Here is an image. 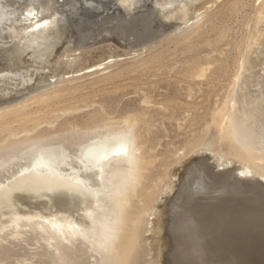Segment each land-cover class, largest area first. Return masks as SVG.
Instances as JSON below:
<instances>
[{
	"label": "bare ground",
	"instance_id": "obj_1",
	"mask_svg": "<svg viewBox=\"0 0 264 264\" xmlns=\"http://www.w3.org/2000/svg\"><path fill=\"white\" fill-rule=\"evenodd\" d=\"M16 1L18 0H0V48L14 46V50L19 52L10 63L11 67L15 63L14 60L21 59L22 61H20L24 64H32V67H36L34 71L36 75H39V65H51L54 62L53 65L47 66L52 69V72L43 74V76L40 74L34 83L35 80L32 78L26 80V76L22 74L20 80L17 78L19 80L17 86L21 87L15 88L16 93H12L20 96L26 93V88H28V93L31 94L30 102H27L26 97L23 98L27 103L39 106L60 95H69L81 90L86 82L89 84L91 81H99L107 76L119 75L120 72H126L131 67L135 68V65H143L156 60V58L160 60L159 57H162L163 52L160 51L163 48L158 51L159 53L156 54L155 51L154 55L149 56L151 55L149 54L142 60H138L139 58L135 60L133 57L131 63L121 64V67H117L118 69L111 70V72L109 71L111 68L119 66L120 62L127 60V58L120 59L127 54L110 56L108 53H111V50L108 47L89 58L91 53L85 48L94 47V44L100 46L101 43H112L108 41H113L120 47H129L124 44L127 41L120 29L115 30L118 25L111 23L110 27V24H106L110 22L106 21L109 20L108 18L101 19V21L100 18H97L99 21H95L92 17L94 21L90 20L91 23H88L92 26L91 32L85 39L83 38L82 42L79 40L80 43H73L70 38L68 44L62 45L63 50L62 48L54 50L53 47L56 44L51 41L54 39L53 36H58L59 27L57 25L62 17L63 19L67 17L70 23L73 21L71 15L76 11V0H41L39 3L29 0L20 6ZM81 1L83 6L86 5L84 4L85 0ZM95 1L100 3L99 7L102 5L101 8L110 10L118 4L122 9H125L124 11L128 10L127 16H132V8L135 4V0ZM200 1L202 0H152V8H147L148 16L161 15L160 17L163 16V19L160 20L165 22L163 27H155L156 33H160L155 37L164 38L173 34L172 36L180 44L184 39L200 34L198 28L202 25L200 16L203 14L200 13L201 11L203 13L210 11L211 14L213 6L218 3L223 5L222 3L225 4L228 1L225 9L232 16H236L242 13L247 4L246 2L245 4L241 3V0ZM180 2H185V4L188 2L189 7L184 13H181V9L175 6L178 3L180 5ZM251 2L255 3L256 0ZM99 7L94 9H99ZM89 8L91 10V7ZM84 9L86 10L85 6ZM84 9L81 10L85 11ZM179 12L182 16L177 15ZM94 13L98 17L101 16L96 11ZM111 15L110 17H112ZM245 15H240V20H237L242 23H237L239 26H245L243 27L245 28L244 33H240V39L236 28L228 26L234 35L236 33L239 35L231 40L233 41L232 46H235L237 51L236 57L232 58V61L234 60L233 70L231 68L228 75L226 74V84L219 89L222 92L220 100H215L214 104L217 105L215 112L210 116L201 138L192 144L188 152L193 153L197 149L205 151L204 153L209 152V156L201 153L203 156L197 157L198 159L193 158L194 161L191 162H208V165H212L213 169H211L214 170L211 172H215L217 176L233 177L235 175L236 183H245L246 180L247 183L250 181L249 185L256 184L264 189V0H260L254 7L251 18L246 19ZM83 19L80 20L82 21L80 24L84 22ZM211 19L214 18L211 17ZM78 20L75 21L78 22ZM212 21L209 20V22ZM126 25L125 23L122 26ZM210 26V30H212L214 26ZM205 27L207 30V25ZM215 27L217 26L215 25ZM77 28L75 32L79 34L88 27ZM210 30H207V33ZM202 31L201 33L204 34ZM228 34L223 31L217 39L225 40ZM163 35L165 36L163 37ZM217 39L215 43L219 44ZM210 41L214 42L210 39L208 43ZM189 43L191 44V42ZM210 46L208 45V47ZM48 47L51 50L46 52ZM35 49L37 54L31 52ZM52 54H54L52 59L47 57ZM131 54L134 56V53ZM140 54L142 55V53L138 55L140 56ZM84 57L88 59L87 63L84 62L86 60ZM214 63L218 64L219 70L220 61L201 62V58L200 63L194 61L189 71V77L205 78L209 67ZM16 74L15 77H17ZM7 75H12V73H7ZM14 79L16 80V78ZM80 80L83 81L79 82ZM27 84L29 86L25 87ZM191 86L187 87L186 96H190ZM14 87L10 89H14ZM27 103L17 104L18 106L14 108L2 109L0 107V119L8 114L19 115L16 110L24 109L28 105ZM12 104L14 105V102ZM84 107L86 108L88 105H84ZM81 109L82 107L75 105L58 109L63 117L61 120H59L60 116L50 119L44 114L38 119H21L17 121L16 129L9 130L0 139V264H158L155 256L159 257L162 253L159 251V242L155 243V238L151 240L146 233L160 226H157L158 224L150 216L154 217L155 215L152 209L157 207L158 199L167 195V191L173 183L172 180H168L169 177L174 176L171 174L172 172L164 173L165 176L162 179L153 180L150 187L145 185L141 195L145 199V204L141 209L134 214L127 213L126 217H123L122 214L125 210L123 204H128L130 196H134L135 186L144 170L142 168L143 158L139 152L141 136L138 126L141 124L145 133L150 131L149 120L144 118L146 113L130 111L129 108L120 111L116 118H111L99 110H92L85 115L67 116L77 113ZM42 124H45V127L39 129ZM205 167H203L204 170ZM194 168L193 170L197 169L201 172L198 167ZM190 172L193 173V171ZM188 175H185L184 182L186 179L188 180ZM197 182L202 184L200 180ZM135 201L137 202V200ZM232 206L235 208L234 204ZM237 206L239 207V205ZM247 206H252V204ZM242 208L240 211L243 210L242 212L245 213L249 207L245 211ZM234 210L231 211L235 213ZM237 211L239 212L238 209L236 213ZM124 224L127 226V230L119 239L117 236L121 235L120 228Z\"/></svg>",
	"mask_w": 264,
	"mask_h": 264
},
{
	"label": "rangeland",
	"instance_id": "obj_2",
	"mask_svg": "<svg viewBox=\"0 0 264 264\" xmlns=\"http://www.w3.org/2000/svg\"><path fill=\"white\" fill-rule=\"evenodd\" d=\"M85 1L84 4L87 5H84L86 7V10L82 5L83 2L80 0L81 5L79 6L83 7H79V9H84L85 11L81 10L82 14L77 18L71 17L73 20L71 21V19H69L71 23L67 20V17L63 19V17L60 15L62 19L57 25V27H59V30L57 32L58 36H53L54 39L53 41H51L53 44H56V46L53 47L54 50L61 49L62 45L68 44V42H70V38H72L73 43H76L79 40H81L80 42H82L83 38L85 39L86 36H88V34H90L91 32L90 28L92 26L88 24L91 23L90 20L97 21L100 18L99 20L101 21V19L104 20V18H108L109 20L106 21L110 22L106 24H110V27L112 26V24L118 25L115 30H117L118 28L120 29V32H122V34L124 35L123 37L127 41L126 43L124 42V44H127V46H129L130 48L120 47L115 42L108 41L112 43H101L100 46H98V44H94V47L91 46L93 49L91 47H88L85 48V50L88 49L87 51L91 53L89 58L98 53L100 50L103 51L104 48L108 47L111 50V53H108L110 56H121V54L123 55L124 53L127 54L126 56H122L120 58H127V60H125L124 62H120L119 66L117 65L116 67L111 68L109 71H115L123 64L131 63L133 57H135V60L138 58V60H142V58L145 59L146 56L148 57L149 54H151L149 56L154 55L155 51L157 54L159 53L158 51H160L162 48L163 50L165 49V52L163 50L160 52L166 54H162V57H159L160 60L156 58V60L153 59L154 61L148 62L149 64L145 63L143 65H135V68L131 67L126 72H120L119 75L117 74L115 76H107L108 78L106 77L105 79L94 82L91 81L89 84L88 82H86L82 86L81 90L69 95H60L59 97L52 99L51 101H45L38 106L36 104L27 103L30 102L31 99V94L28 93V88H26L27 92L23 93L24 97L22 94L20 95L21 99L19 95L15 94V90L21 87L17 86V84L22 75L26 76V80L32 78L33 80H35L33 81V83L36 82L40 74L41 76H43V74L46 75L47 73L52 72V69L47 66L53 65L54 62H52L51 65H39V75H36L34 71L36 67H32V64H24L23 62H21V59L14 60V67H11L10 63L13 61L14 56L19 53L14 50V46H8L3 49L0 48V100L3 101H0L2 103H0V107L2 109H6L14 108L23 103L28 104L24 109L19 111L16 110L19 115L8 114L0 119V139L4 137L9 130L16 129L17 121L24 118L38 119L41 117V115L44 114L45 117H48L50 119H55L57 116H60L59 120H61L63 117L61 116L62 114L58 112V109H64L69 105L82 107V109L77 113H73L72 115L67 116H78L79 114L85 115V113H88L92 110H99L101 113L108 114L111 118H116V116H119L118 113L120 111L129 108L130 111L134 110V112L146 113L144 118L149 120V123L151 125L150 131L148 133H145L141 124L140 126H138V130L141 136L139 139V152L141 153V156L143 158L142 168H144V170L142 171L141 177L139 178L138 183L135 186L134 196H130L128 204H123L125 210H123L122 214L123 217H126L127 213L134 214L139 209H141V207H143L145 204V199L141 196L143 194V190L145 189V185L150 187L154 182L153 180L162 179L168 171L170 173L172 172L171 174L174 176L168 178V180H172L173 182L170 189L167 191L168 196L166 195L164 198L161 197L162 199H158V204H156L157 207L155 206L152 209L155 215L153 214L154 217L150 216V218H153V220H155V222L158 224L157 226H160L155 229L153 228L151 232L148 231V233H146V235L150 237L151 240L155 238V243L159 242V251H161L162 253L160 254L161 256L159 255V257L155 256L157 263L264 264V189L256 184V186L254 184L249 185L250 181L247 183L246 180L245 183H236L237 178L235 175H233V177L227 175L222 177L217 176L215 172H211L213 168L212 165H208V162H191L194 161V159H196L197 157L200 158L201 156H203V154L201 153H204L205 151H199L197 149L193 153L188 152L192 144L201 138L203 130L209 123L208 121L210 119V116L213 114V112H215V108L217 105H215L214 102L215 100H220L222 92L219 91V89L226 84L225 78H227V73L231 71V68L233 70L234 60L232 61V58L236 57L237 51L235 46H232L233 41L231 40L234 37H238L240 33H244L245 29L243 28L245 27L243 25H240V28L239 24L242 23L238 22L237 20H240V15L245 14H247L245 15V17L247 16L246 19L251 18L254 7L257 6L260 0H256L257 3L251 2L252 0H241V3L245 4L246 2L247 4L246 7L242 10V13L236 16H232L230 12L225 9L226 3L228 1L221 0L222 2L226 1L225 4L222 3L224 6L220 5L221 3H218V8L222 6L221 9L217 8L218 5L213 6V8L211 9V14L210 11L208 12L209 16L206 12H200L203 14L200 16V19H202V25H200V28H198V30H200V34L191 36V40V37L189 39H184L180 42V44L179 41L177 42V40H175V37L172 36L173 34L167 37H164L165 35H163L164 38L155 37L156 34L160 35V33H156L157 31L155 27H163L165 22L161 21L163 19V16L160 17L161 15L157 16L154 14L152 17L150 15L148 16L147 8H152V0H135V4L132 8V16H127L128 10L124 11L125 9H122L120 6H118V4H116V7H114V5V8H111L110 10L101 8L102 5H100L101 7H99L98 4L100 3H97V1L95 0H91L92 3L89 0V4L87 3V0ZM178 4L175 6L181 9V13H184V11L188 9L187 7H189L188 2L187 4H185V2H182L180 5ZM183 4L184 6H182ZM93 5L96 6L94 7ZM92 6L94 8H97L98 6L99 9H94ZM89 7H91V10ZM92 9H94L97 14L101 16L98 17L96 13H94V10L92 12ZM58 10L61 9L58 8ZM213 10L214 12H212ZM83 13L87 14L84 15ZM83 15L85 18L83 17ZM110 15L112 17H110ZM177 15L182 16L180 12L177 13ZM92 17H94V20H92ZM203 17L206 18V21ZM211 17L215 19V22L214 19H211ZM81 18H84V22L80 24V22H82L80 21L82 20ZM207 18L209 19L207 20ZM63 20L65 21L63 22ZM75 20H78V22ZM125 20L126 22H124ZM209 20H213L212 22L214 23L212 24V22H209ZM66 22L67 24H65ZM125 23L127 25L125 27L122 26ZM209 24L212 25V27H215L216 25L219 29L217 27H213V29L211 28L212 30H210L211 26ZM206 25L208 27L207 30H210L208 31V33L205 27ZM230 25L231 28H236V31L237 33L239 32V35L236 33L235 36L234 33L229 30ZM77 27L88 28H86L81 33L79 32V35L75 32L78 29ZM222 28L224 29L222 30ZM201 30L204 31V34L201 33ZM213 30H216V32H214ZM219 30L220 32H218ZM223 31L226 32V34H228L229 32H231L232 34L229 33L228 37H226L225 40L217 39L220 33ZM59 36L61 37L59 38ZM240 37L241 35L238 38L240 39ZM198 38L200 39L198 40ZM210 39L212 40V42H214L211 43L210 41L208 43ZM216 39L218 40L219 44L215 43ZM196 40L199 42L197 43ZM173 41H175V43H173ZM229 41L232 43H230ZM189 42H191V44ZM133 45H135V48L133 47ZM208 45L211 46L208 47ZM213 45L216 46V49ZM136 49L138 50V53H136ZM146 49L147 52H145ZM49 50H51V48L48 47L46 52H49ZM218 50L219 52H217ZM31 52H36L35 54H37L36 49ZM113 52L114 54H112ZM129 53L130 56H128ZM131 53H134V56ZM139 53H142V55L140 54L139 56ZM108 54L106 55L109 56ZM53 55L54 54L48 55L47 57L52 59ZM136 55H138L139 57ZM129 57L130 59H128ZM199 57L201 58V62L212 60L220 61L219 65L221 66L219 67V70L217 67L218 64L214 63L209 67L205 78H190V68L192 67L194 61H199L200 63ZM84 58L86 59V57ZM84 62L87 63L88 59H86ZM17 68L18 71H20L16 74V72H18ZM10 72L14 76H8L7 73ZM15 74L17 77H15ZM2 75L4 76L2 77ZM14 78H16V80ZM82 81L80 80L79 82ZM29 84L25 85V87L29 86ZM10 85L11 87H16H14V89H10ZM189 85L192 88L190 94V96L192 95L191 97L186 96V89ZM4 97H6L8 100ZM25 97L27 99V102L25 99H23ZM3 98L5 99V101ZM13 102L14 105L12 104ZM4 104H7L8 106H5ZM84 105H88V107L85 108ZM177 114L179 115L175 116ZM168 115L171 116L169 117ZM43 127H45V124H42L39 129H42ZM204 154L206 156L208 154L209 156V152H206ZM210 161L212 162V160ZM167 164L169 165L167 166ZM202 166H206L205 168L208 169L204 170ZM194 167H198L201 172H199ZM193 168L195 170H193ZM216 170L218 171V169ZM190 171H193V173H191ZM186 174H189V178L184 182ZM198 180H200L203 185L200 183L198 184ZM135 200H137V202L139 203H137ZM233 204L235 208H233ZM235 204L239 205L240 208L243 207L242 209H244V211L247 210L248 207H252L253 209H250V211L248 208L249 212H247V210L244 213L242 212L243 210L241 209L242 211H240V208ZM248 204H252V206H247ZM232 209H235V213L231 211ZM237 209L239 210V212L237 211L236 213ZM234 214L236 215L234 216ZM154 218H156L157 221ZM121 227V235L117 236V238L119 239L122 235L125 234L127 230V226L125 224Z\"/></svg>",
	"mask_w": 264,
	"mask_h": 264
},
{
	"label": "water",
	"instance_id": "obj_3",
	"mask_svg": "<svg viewBox=\"0 0 264 264\" xmlns=\"http://www.w3.org/2000/svg\"><path fill=\"white\" fill-rule=\"evenodd\" d=\"M29 0H18L16 1L17 5H24L25 3H27ZM36 3H39L41 2V0H34ZM77 2V8H76V11L73 12V14L71 15V17H79V15H81L82 11L79 9V4H80V0H76ZM39 200V199H38Z\"/></svg>",
	"mask_w": 264,
	"mask_h": 264
}]
</instances>
